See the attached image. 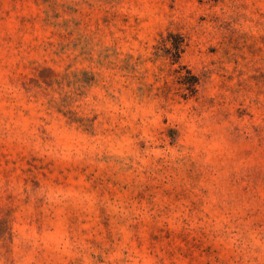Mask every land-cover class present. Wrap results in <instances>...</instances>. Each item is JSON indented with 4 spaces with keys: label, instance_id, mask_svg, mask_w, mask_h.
I'll return each instance as SVG.
<instances>
[{
    "label": "rangeland",
    "instance_id": "1",
    "mask_svg": "<svg viewBox=\"0 0 264 264\" xmlns=\"http://www.w3.org/2000/svg\"><path fill=\"white\" fill-rule=\"evenodd\" d=\"M0 264H264V0H0Z\"/></svg>",
    "mask_w": 264,
    "mask_h": 264
}]
</instances>
